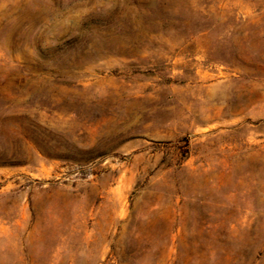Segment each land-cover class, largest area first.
Listing matches in <instances>:
<instances>
[{
  "label": "rangeland",
  "instance_id": "374dc122",
  "mask_svg": "<svg viewBox=\"0 0 264 264\" xmlns=\"http://www.w3.org/2000/svg\"><path fill=\"white\" fill-rule=\"evenodd\" d=\"M0 264H264V0H0Z\"/></svg>",
  "mask_w": 264,
  "mask_h": 264
}]
</instances>
